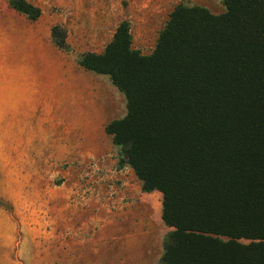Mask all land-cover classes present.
Masks as SVG:
<instances>
[{"label":"trees","instance_id":"16d2710c","mask_svg":"<svg viewBox=\"0 0 264 264\" xmlns=\"http://www.w3.org/2000/svg\"><path fill=\"white\" fill-rule=\"evenodd\" d=\"M222 4L175 5L147 55L122 20L101 52L77 58L123 94L125 114L104 132L140 190L161 194L170 230L156 264H264V0ZM50 36L65 47L56 25Z\"/></svg>","mask_w":264,"mask_h":264},{"label":"rangeland","instance_id":"374dc122","mask_svg":"<svg viewBox=\"0 0 264 264\" xmlns=\"http://www.w3.org/2000/svg\"><path fill=\"white\" fill-rule=\"evenodd\" d=\"M26 1L35 20L0 0V87L15 79L27 92L0 109V264H156L170 228L155 225L160 238L141 258L135 225L116 213L124 189H139L104 132L124 116L123 94L77 58L101 52L122 20L131 48L147 55L175 5L220 14L222 0ZM55 25L64 48L52 42Z\"/></svg>","mask_w":264,"mask_h":264},{"label":"crops","instance_id":"0c3cea01","mask_svg":"<svg viewBox=\"0 0 264 264\" xmlns=\"http://www.w3.org/2000/svg\"><path fill=\"white\" fill-rule=\"evenodd\" d=\"M5 4L7 8L11 9L14 12V10L8 6L7 0ZM0 21H2V23L4 24H6L7 22L5 20H2V18L0 19ZM13 77L15 78V75ZM5 83L6 82H4V84ZM23 93H27L26 88L20 87V89H18V87L16 86L15 79L12 85L10 82L9 85L5 84L4 86L0 87V102L4 104L0 106V109L16 108L18 94H23ZM6 100H8L7 101L8 105H5ZM121 194L124 197V200L118 206L119 211H116L117 214H120L119 216L120 221L118 223L130 224L132 222L135 225L134 234L136 233L137 237H139L140 240L137 242L133 253L140 254L142 256L141 258H144L143 257L144 254L147 255L150 254L149 247L153 246L160 238V234L157 231L155 225L164 226V224L160 219L161 194L157 191H151V192L141 191L140 183L137 192H129L124 189L123 193ZM157 198H159L158 202H156ZM148 218H152L154 222L151 221L149 222ZM146 229H148L147 241L151 242V244L148 247H146V243H145ZM148 259L149 258H147V260ZM150 264H155V263H150Z\"/></svg>","mask_w":264,"mask_h":264}]
</instances>
